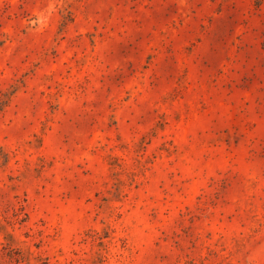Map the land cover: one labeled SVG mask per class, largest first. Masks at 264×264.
Segmentation results:
<instances>
[{
	"label": "rangeland",
	"instance_id": "374dc122",
	"mask_svg": "<svg viewBox=\"0 0 264 264\" xmlns=\"http://www.w3.org/2000/svg\"><path fill=\"white\" fill-rule=\"evenodd\" d=\"M0 264H264V0H0Z\"/></svg>",
	"mask_w": 264,
	"mask_h": 264
},
{
	"label": "trees",
	"instance_id": "16d2710c",
	"mask_svg": "<svg viewBox=\"0 0 264 264\" xmlns=\"http://www.w3.org/2000/svg\"><path fill=\"white\" fill-rule=\"evenodd\" d=\"M3 104H4V101H0V110H1V108L3 106Z\"/></svg>",
	"mask_w": 264,
	"mask_h": 264
}]
</instances>
